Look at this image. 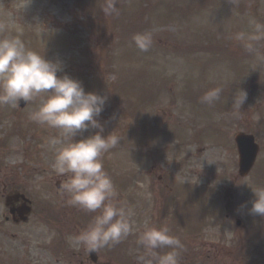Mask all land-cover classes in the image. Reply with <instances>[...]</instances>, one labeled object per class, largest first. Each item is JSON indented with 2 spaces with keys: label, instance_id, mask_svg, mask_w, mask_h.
Instances as JSON below:
<instances>
[{
  "label": "rangeland",
  "instance_id": "rangeland-1",
  "mask_svg": "<svg viewBox=\"0 0 264 264\" xmlns=\"http://www.w3.org/2000/svg\"><path fill=\"white\" fill-rule=\"evenodd\" d=\"M104 5L105 0H0V37L18 36L27 48L62 63L58 77L67 74L86 92L108 96L99 119L104 135L121 140L101 160L115 201L126 205L130 221L151 216L152 227L167 226L183 241L180 264H264V229L249 223L258 215L244 228L232 221L220 229L227 212L211 199L214 173L233 171L226 147L214 142L227 116L218 105L223 95L247 93L249 83L256 87L254 103L260 100L264 65L234 51L241 44L236 35L251 31V19L264 18V2L116 0L118 13L110 16ZM137 33H151L148 52L136 48ZM255 47L262 53L264 40ZM217 87L220 99L203 103V95ZM44 98L23 108L0 105V193L5 183H16L39 206L51 199L63 205L64 195L55 193L62 175L54 161L64 145L52 143L60 139L59 130L33 118ZM4 205L0 199V210ZM123 244L112 248L110 259V252L101 251V257L108 264H155L135 254L140 247Z\"/></svg>",
  "mask_w": 264,
  "mask_h": 264
},
{
  "label": "clouds",
  "instance_id": "clouds-1",
  "mask_svg": "<svg viewBox=\"0 0 264 264\" xmlns=\"http://www.w3.org/2000/svg\"><path fill=\"white\" fill-rule=\"evenodd\" d=\"M102 11L106 16L118 13L116 0H105ZM249 27L251 31L240 32L235 39L258 64L264 65V53L255 47L257 42L264 40V23L253 18ZM0 31L4 29L0 28ZM132 39L140 52H148L153 44L151 33H137ZM62 70L61 62L49 60L27 48L18 36L5 34L0 37V105L16 106L22 100L29 102L46 96L33 118L41 125L59 130L60 139H54L52 143L64 146L56 153L54 167L58 175L70 174L68 181L61 185L70 196L68 202L88 212L99 213L89 228L76 238L77 243L89 252H98L120 243L133 231L130 211L115 201V186L101 160L121 138L111 133L104 135L105 128L99 119L108 96L86 92L80 81L67 74L58 77L57 73ZM221 92L219 87L210 89L201 101L212 105L220 99ZM246 99V92L237 94L234 107H242ZM92 129L97 131L85 136ZM252 190L255 199L250 213L264 217V187ZM138 242L155 264H180L183 244L170 234L167 226L159 229L146 226ZM164 248L171 251L164 254L155 251Z\"/></svg>",
  "mask_w": 264,
  "mask_h": 264
},
{
  "label": "flooded vegetation",
  "instance_id": "flooded-vegetation-1",
  "mask_svg": "<svg viewBox=\"0 0 264 264\" xmlns=\"http://www.w3.org/2000/svg\"><path fill=\"white\" fill-rule=\"evenodd\" d=\"M261 91L263 96L257 106L253 105L249 110L243 104L241 109L226 116V125L216 128L214 133V142L226 147L233 166L230 173L213 175L215 197L212 194V200L214 198L219 208L224 206L227 212L222 218L223 224L218 227L220 229L232 221L237 227L244 228L250 216H254L249 211L255 199L252 188L264 187V86ZM256 110H259L258 115L253 114ZM238 137L258 150L253 167L247 175H241L239 170ZM69 177L66 175L56 181V186L61 187L62 181L67 182ZM55 193L64 195L63 205H55L51 199L49 204L39 206L20 185L4 184L0 193V199L5 203L0 210V264H108L100 255L101 251L107 255V249L91 253L77 243L76 238L93 222L89 221L90 212L70 205V197L62 187ZM29 203L30 212L27 220H24L25 215L21 212ZM249 223L253 228L257 226V229H264V217L260 215L256 219L252 218ZM133 225L131 240L140 247L136 253L148 258L150 256L138 241L146 226L153 228L151 221H135ZM182 244L185 245L183 241ZM110 255L107 259H110Z\"/></svg>",
  "mask_w": 264,
  "mask_h": 264
},
{
  "label": "water",
  "instance_id": "water-1",
  "mask_svg": "<svg viewBox=\"0 0 264 264\" xmlns=\"http://www.w3.org/2000/svg\"><path fill=\"white\" fill-rule=\"evenodd\" d=\"M22 105H23V103H22ZM251 165H249V166H247L248 168L250 167ZM248 168H245L244 170V172H246L247 170H248Z\"/></svg>",
  "mask_w": 264,
  "mask_h": 264
}]
</instances>
